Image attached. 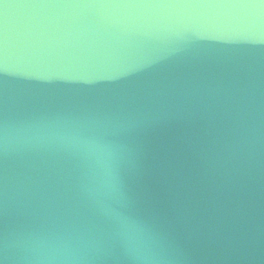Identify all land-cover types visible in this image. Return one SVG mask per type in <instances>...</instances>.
I'll return each instance as SVG.
<instances>
[{
    "label": "water",
    "instance_id": "1",
    "mask_svg": "<svg viewBox=\"0 0 264 264\" xmlns=\"http://www.w3.org/2000/svg\"><path fill=\"white\" fill-rule=\"evenodd\" d=\"M261 0H0V121L3 97L15 118L19 97H59L101 91L121 81L98 79L141 61L155 59L181 39L170 21L181 11L208 33H244L248 39L212 40L198 49L201 71L161 82L145 101L167 114L142 136L148 159L170 147L184 126L195 127L205 150L220 156L237 134V89L244 81L234 68L251 65L255 76L245 119L260 137L246 189L250 231L233 246L192 225L179 229V264H264V16L248 10H177L158 5L259 3ZM19 5H27L19 7ZM85 6V7H81ZM144 6V7H137ZM8 57L4 70L3 57ZM66 164L52 156H9L0 148V264H23L10 250L21 232L49 230L68 222L74 207L63 177ZM151 203L161 224L170 215V192L163 179L148 181ZM167 226V225H166ZM7 245V246H6ZM104 264H121L115 257Z\"/></svg>",
    "mask_w": 264,
    "mask_h": 264
},
{
    "label": "clouds",
    "instance_id": "2",
    "mask_svg": "<svg viewBox=\"0 0 264 264\" xmlns=\"http://www.w3.org/2000/svg\"><path fill=\"white\" fill-rule=\"evenodd\" d=\"M153 7L242 9L264 16V0ZM189 16L194 13L181 11L170 21L181 39L155 59L97 74L98 79L121 81L113 88L19 97L15 118L9 116L5 93L0 121L5 157L39 155L63 161L67 195L74 207L72 218L60 227L14 236L10 250L23 264H104L113 257L121 264H179L182 246L174 233L192 225L230 245L245 243L250 231L246 189L260 139L250 112L245 119L242 103L250 96L253 66L233 69L246 83L237 89V134L225 155L206 151V142L193 126H184L170 147L155 150L151 160L142 141L149 128L167 119V114L145 103L157 84L201 71L198 49L207 41L248 39L244 33H208L186 19ZM2 66L7 71L6 54ZM157 179H163L170 192L165 224L159 222L148 187V181Z\"/></svg>",
    "mask_w": 264,
    "mask_h": 264
},
{
    "label": "snow or ice",
    "instance_id": "3",
    "mask_svg": "<svg viewBox=\"0 0 264 264\" xmlns=\"http://www.w3.org/2000/svg\"><path fill=\"white\" fill-rule=\"evenodd\" d=\"M27 5H19V7H26Z\"/></svg>",
    "mask_w": 264,
    "mask_h": 264
}]
</instances>
